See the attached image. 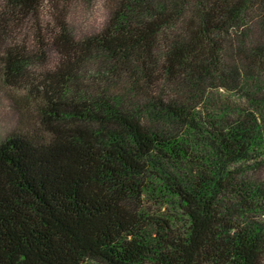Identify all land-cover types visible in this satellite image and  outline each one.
I'll list each match as a JSON object with an SVG mask.
<instances>
[{
    "label": "trees",
    "instance_id": "obj_1",
    "mask_svg": "<svg viewBox=\"0 0 264 264\" xmlns=\"http://www.w3.org/2000/svg\"><path fill=\"white\" fill-rule=\"evenodd\" d=\"M75 1L0 0V83L28 88L0 146V264H264V0H111L84 40ZM87 74L124 77L125 101ZM147 196L175 215L126 208Z\"/></svg>",
    "mask_w": 264,
    "mask_h": 264
},
{
    "label": "rangeland",
    "instance_id": "obj_2",
    "mask_svg": "<svg viewBox=\"0 0 264 264\" xmlns=\"http://www.w3.org/2000/svg\"><path fill=\"white\" fill-rule=\"evenodd\" d=\"M114 3L111 0H77L68 7L66 11V22L71 35L77 40H84L100 33L106 26L110 15L112 13ZM43 18L47 21L50 20L49 14H44ZM259 31V27L255 29ZM256 31L252 32V36H256ZM16 42L20 45H26L31 42V34L29 25L23 26L21 33L17 35ZM57 55L50 52L39 59L37 64L33 65L30 69L31 78L35 80L42 79L44 73L57 62ZM87 90L90 92L102 91L107 95L120 97L125 101L128 95V84L126 79H115L108 82L105 79L97 80L91 75L87 74L85 80ZM28 88L12 89L0 83V146L11 137L17 130L24 127L23 111L27 110L25 107V100L27 99ZM136 109L143 102L141 99L135 98L132 100ZM138 105V106H136ZM30 112V109H28ZM29 114V113H28ZM143 123L150 122L143 119ZM27 131H29L27 129ZM35 134V133H34ZM156 197L150 198L147 196L145 200L130 199L125 203L129 211L137 214L148 213V218H152L154 222L157 220H166L167 217L175 215L173 210L166 206L156 203ZM156 229V228H155ZM93 264H101L94 262Z\"/></svg>",
    "mask_w": 264,
    "mask_h": 264
}]
</instances>
